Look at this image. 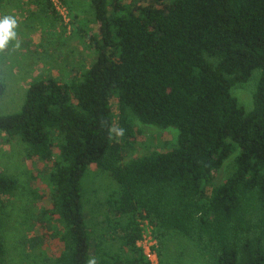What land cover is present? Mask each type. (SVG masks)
Instances as JSON below:
<instances>
[{
  "label": "trees",
  "instance_id": "16d2710c",
  "mask_svg": "<svg viewBox=\"0 0 264 264\" xmlns=\"http://www.w3.org/2000/svg\"><path fill=\"white\" fill-rule=\"evenodd\" d=\"M89 2L95 29L79 21L76 33L95 62L72 78L35 80L21 110L0 115V134L20 139L26 161L46 166L48 206L27 220L40 250L29 262L151 264L137 245L148 226L160 264H264V0ZM36 3L56 15L51 0ZM253 77L246 110L232 90ZM5 91L0 78V98ZM136 119L175 129L176 144L126 161L140 135ZM92 168L115 188L88 215L83 181ZM19 190L0 169V264L4 211ZM49 226L60 243L55 255L41 247Z\"/></svg>",
  "mask_w": 264,
  "mask_h": 264
},
{
  "label": "rangeland",
  "instance_id": "374dc122",
  "mask_svg": "<svg viewBox=\"0 0 264 264\" xmlns=\"http://www.w3.org/2000/svg\"><path fill=\"white\" fill-rule=\"evenodd\" d=\"M38 1L3 0L0 7V78L6 87L5 94L0 98V115L19 112L27 89L35 80L45 77L59 80L72 78L82 70L89 69L97 58L94 50L76 33L79 21L95 29L89 0H66L69 6L60 0H53L56 15L45 12L42 4L36 3ZM5 22L7 31L3 28ZM255 83L256 77H253L247 83L236 85L232 90L246 110L252 108ZM113 105L117 111V103L113 102ZM134 121L140 135L134 146L127 150L126 161L155 151L165 152L176 144L178 132L175 129H161L144 125L137 119ZM24 149L20 139H11L0 134V169L20 183L19 192L10 199L3 215L6 224L7 264H31L27 255H39L40 250L32 243L38 232L35 234L30 230L27 220L31 213L36 214L40 207L48 204V189L41 176L46 166L26 161ZM233 158L234 156L227 160L214 175V185L221 184L227 178L232 169ZM84 184L87 211L91 215L95 213L93 209L96 203L103 202L115 185L108 174L97 168L90 169ZM32 190L43 198L36 199ZM96 216L102 219L103 214ZM52 223L58 225L55 221ZM53 231L50 226L46 229V238L41 245L42 250L50 255L57 254L60 247L59 241L51 235ZM174 243L172 241L167 246L174 249ZM190 262L189 260V264H211L212 258L205 257L196 263ZM174 263H178L176 258Z\"/></svg>",
  "mask_w": 264,
  "mask_h": 264
},
{
  "label": "built area",
  "instance_id": "2783aa9c",
  "mask_svg": "<svg viewBox=\"0 0 264 264\" xmlns=\"http://www.w3.org/2000/svg\"><path fill=\"white\" fill-rule=\"evenodd\" d=\"M150 229H151L150 227L148 226L146 227V231L143 234L142 240L138 242L139 244L138 246L143 249L144 254L146 255V257L148 258L151 264H159V259L157 254L158 243L157 240L153 237V234L151 233Z\"/></svg>",
  "mask_w": 264,
  "mask_h": 264
},
{
  "label": "clouds",
  "instance_id": "9594fccd",
  "mask_svg": "<svg viewBox=\"0 0 264 264\" xmlns=\"http://www.w3.org/2000/svg\"><path fill=\"white\" fill-rule=\"evenodd\" d=\"M4 30L7 31V23L5 22L4 26H3ZM90 264H94V262H90Z\"/></svg>",
  "mask_w": 264,
  "mask_h": 264
}]
</instances>
